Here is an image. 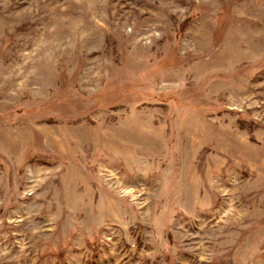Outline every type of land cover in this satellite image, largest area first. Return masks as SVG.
<instances>
[{"label":"rangeland","instance_id":"rangeland-1","mask_svg":"<svg viewBox=\"0 0 264 264\" xmlns=\"http://www.w3.org/2000/svg\"><path fill=\"white\" fill-rule=\"evenodd\" d=\"M0 264H264V0H0Z\"/></svg>","mask_w":264,"mask_h":264}]
</instances>
